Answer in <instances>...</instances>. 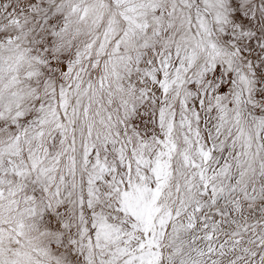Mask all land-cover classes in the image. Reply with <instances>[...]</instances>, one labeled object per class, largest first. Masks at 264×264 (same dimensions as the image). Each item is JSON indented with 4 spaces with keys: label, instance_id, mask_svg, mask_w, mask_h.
<instances>
[{
    "label": "snow or ice",
    "instance_id": "obj_1",
    "mask_svg": "<svg viewBox=\"0 0 264 264\" xmlns=\"http://www.w3.org/2000/svg\"><path fill=\"white\" fill-rule=\"evenodd\" d=\"M0 264H264V0H0Z\"/></svg>",
    "mask_w": 264,
    "mask_h": 264
}]
</instances>
